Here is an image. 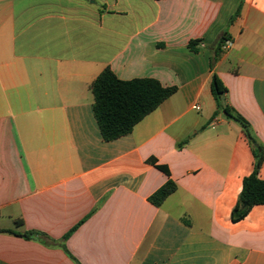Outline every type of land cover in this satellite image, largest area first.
I'll list each match as a JSON object with an SVG mask.
<instances>
[{
	"label": "crops",
	"instance_id": "1",
	"mask_svg": "<svg viewBox=\"0 0 264 264\" xmlns=\"http://www.w3.org/2000/svg\"><path fill=\"white\" fill-rule=\"evenodd\" d=\"M106 67L177 88L109 142ZM214 74L264 146V0H0V264H264V205L231 220L254 156Z\"/></svg>",
	"mask_w": 264,
	"mask_h": 264
},
{
	"label": "trees",
	"instance_id": "2",
	"mask_svg": "<svg viewBox=\"0 0 264 264\" xmlns=\"http://www.w3.org/2000/svg\"><path fill=\"white\" fill-rule=\"evenodd\" d=\"M240 8L239 6L233 18L239 15ZM227 40L228 32L225 31L212 59V68ZM198 42L191 41L189 48L196 51L195 45ZM91 90L94 95L95 118L103 140L109 142L131 133L141 120L173 95L177 88L165 87L158 80L152 78L121 80L109 67H106L93 81ZM211 90L219 110H222L230 120L241 126L254 156L253 171L244 177L238 201L231 212L232 222H238L244 219L253 207L264 205V180L259 177L264 162V146L257 141L246 119L221 104V96L227 89L216 74L213 76ZM158 168L168 174L164 167L158 166ZM176 189V184L169 179L149 198V201L155 206H160Z\"/></svg>",
	"mask_w": 264,
	"mask_h": 264
},
{
	"label": "built area",
	"instance_id": "3",
	"mask_svg": "<svg viewBox=\"0 0 264 264\" xmlns=\"http://www.w3.org/2000/svg\"><path fill=\"white\" fill-rule=\"evenodd\" d=\"M231 44H232V43H231L230 41L227 40V41L225 42L223 48H224V49H228V48L231 46ZM196 109L199 110V107L197 106Z\"/></svg>",
	"mask_w": 264,
	"mask_h": 264
}]
</instances>
